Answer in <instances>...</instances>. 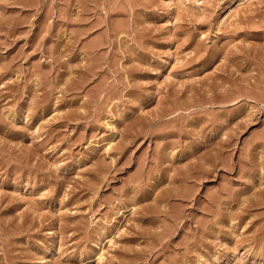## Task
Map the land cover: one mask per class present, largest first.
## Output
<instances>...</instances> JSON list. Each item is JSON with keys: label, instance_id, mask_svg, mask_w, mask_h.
I'll return each instance as SVG.
<instances>
[{"label": "rangeland", "instance_id": "obj_1", "mask_svg": "<svg viewBox=\"0 0 264 264\" xmlns=\"http://www.w3.org/2000/svg\"><path fill=\"white\" fill-rule=\"evenodd\" d=\"M0 264H264V0H0Z\"/></svg>", "mask_w": 264, "mask_h": 264}]
</instances>
